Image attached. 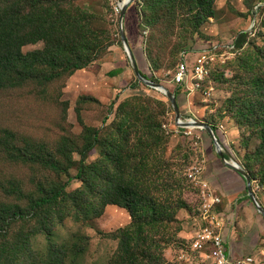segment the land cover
<instances>
[{"label":"rangeland","instance_id":"1","mask_svg":"<svg viewBox=\"0 0 264 264\" xmlns=\"http://www.w3.org/2000/svg\"><path fill=\"white\" fill-rule=\"evenodd\" d=\"M58 1L62 4L65 2L62 8L69 11L74 19L83 20L82 26L86 29L93 58L85 70L98 73L107 62H111L112 66L126 63L132 75L128 87L120 89L121 92L116 93L108 103L96 97L100 102L81 100L83 97H94L93 93L87 92L88 87H91L88 84L93 81L92 76L91 79L88 77L90 74H79V71L71 77L50 83L31 79L14 88H0V212L7 205L27 209L30 197L43 195L42 188L55 187L68 180L65 174L41 164L16 159V154L26 150L46 158L54 157L63 161L72 175L76 176L83 152H86L90 143L95 142L93 131L101 130L100 139L103 142L97 145L88 163L101 167L99 163L106 161L103 155L104 141L110 142V147L114 144L121 151L124 161L125 185H129L131 172L139 169L137 165L145 162L147 181L143 186L160 190L163 201L168 203L171 199H168L169 195L165 191L168 187L162 185L163 180L173 183L179 178L177 174L180 170L184 172L187 181L183 184V196L188 208L177 214L183 222L181 230L177 231V226L168 230L170 237L165 241V264H208L203 261L201 254L190 249L187 241L190 237H184L183 232L192 234L204 202L201 186L192 181L189 174L200 168L203 179L206 174L210 178L218 171V154L211 137L203 130L180 127L168 97L144 85L136 77L122 39L121 15L114 12V5L124 0ZM263 1L215 0L214 17L201 27H196L192 22L195 12L191 14L190 5L181 4L176 9H169L165 5L158 8L152 4L154 8H149L146 1L136 0L134 5L139 11L140 25H143L140 34L150 64L148 70L145 68L146 62L140 59L145 74L152 81L153 78L158 79V84L176 94L180 85L174 78L184 56L190 55L192 70L196 57L202 51L233 45L240 34L249 30L252 8ZM44 48L45 43L41 41L23 47L22 51L27 54ZM263 51L264 22L260 32L246 42L241 54L228 55L226 60H229L225 64L214 65L211 75L202 83V89L195 88L192 92L188 86H183L181 90L193 95L192 110L190 114L183 113V120H196L215 126L230 156L241 165L251 157L254 167L258 163L248 153L253 152L259 142L250 125L241 120L240 114L250 104L264 103V57L260 55ZM246 55H252L254 68L241 69L238 60ZM197 82L193 76L189 86ZM125 84L126 81L122 82V85ZM207 91L210 96L206 95ZM117 98L119 102L115 110L111 111V104ZM121 128L125 140L120 139ZM219 162H222L225 174L233 172L229 176L231 187L239 188L247 199L246 182L237 171L232 168L229 171L223 160ZM208 183L211 192L220 196L218 207L224 215L223 197L211 182ZM252 183L258 200L264 205V184L261 185L258 178ZM82 186L83 183L76 180L69 191ZM237 194L233 193L229 200L235 202ZM100 203L101 199L96 206L100 207ZM251 205L254 206L253 203ZM68 208L49 224L41 220V213L32 210L25 211L23 218L10 219L11 225L7 229L0 228V240L8 241V245L12 246L7 252L9 257L15 258L19 264H43L52 244H68L69 249L62 264H113L119 253V240L110 233L130 223L129 212L111 204L102 215L88 219L86 215L78 217L72 207ZM253 208L257 210L255 206ZM85 210H91V215L96 212L93 207ZM262 219L258 229L264 240ZM225 221L224 234L227 218ZM238 221L235 219L233 225H237ZM47 225L52 228L48 229ZM20 241L21 246L29 242V248H19L16 244Z\"/></svg>","mask_w":264,"mask_h":264},{"label":"trees","instance_id":"2","mask_svg":"<svg viewBox=\"0 0 264 264\" xmlns=\"http://www.w3.org/2000/svg\"><path fill=\"white\" fill-rule=\"evenodd\" d=\"M144 1L149 8H154L152 4L158 8L165 5L169 9H176L181 4L190 5L191 14L195 12L192 22L196 27H201L215 15V0ZM64 3L58 0H0V88H14L31 79L50 83L63 77H71L90 66L93 62L90 49L92 47L87 40L86 29L82 26L83 20L74 19L69 11L62 8L65 6ZM254 7L250 16H253ZM142 29L141 24L140 32ZM251 37L253 36L247 32L240 34L235 42L236 55L242 53L246 42ZM41 41L45 43L44 50L23 53V47ZM260 55L263 58L264 51ZM238 61L241 69H252L255 66L252 55H246ZM42 68L47 70L44 71ZM142 74L148 78L146 74ZM153 81L159 82L156 78H153ZM182 88L184 87L180 85L176 92L178 100ZM81 100L100 102L95 97H83ZM118 102V98L112 102L111 111L115 110ZM245 109L246 111L240 114V118L250 125L259 142L255 150L248 154L257 161L258 166H253L251 157H248L246 162H242V165L250 173L252 180L258 178L263 185L264 103L250 104ZM211 127L221 141L217 128L213 125ZM121 132L122 128L119 130V136L120 139L125 140ZM93 133L95 142L90 143L86 147V152H83V159L76 176L72 175L63 161L54 157L46 158L39 153L26 150L14 156L16 159L38 163L55 172L65 174L68 180L55 187L42 188L43 195L36 198L30 197L27 209L18 205L4 206L0 212V228L7 229L11 225L10 219L23 218L25 211L30 210L41 213V220L49 224L54 217L61 215L65 209H69L68 207H72L78 213V217L86 215L90 219L102 215L108 205H117L129 212L131 221L128 225L110 233L113 238L119 240V253L113 264H165V241L170 237L168 230L172 226H177V231L181 230L183 222L177 214L180 210L188 208L183 196V184L187 181L184 172L180 170L177 174L179 178L173 183H166L163 180L162 185L168 187L165 191L169 195L168 199H171L166 203L162 199L160 190H150L143 186L147 181L145 162L138 164L139 169L131 172L129 185L123 183L124 161L121 151H118L114 144L110 147L111 143L104 141L103 155L106 161L99 163L101 167H98V164L88 163L97 145L103 142L100 139L101 130H94ZM148 144L154 146L153 143ZM260 164H262L261 168ZM141 165H143L142 168H140ZM76 180L82 182L83 186L69 191ZM155 188L158 189V186ZM99 199L101 203L100 207H97L96 203ZM247 199L250 200L248 192ZM87 207H93L95 214L91 215V210L87 212L85 210ZM47 228L52 227L47 225ZM48 235L51 236V233L48 232ZM20 243L21 241L16 244L19 248H29V242H25L22 246ZM8 244V241L0 240V264H19L15 258L9 257L7 252L12 246ZM68 249V244L63 246L52 244L50 254L44 259L43 264L64 263V255ZM26 264L32 263L26 262Z\"/></svg>","mask_w":264,"mask_h":264},{"label":"crops","instance_id":"3","mask_svg":"<svg viewBox=\"0 0 264 264\" xmlns=\"http://www.w3.org/2000/svg\"><path fill=\"white\" fill-rule=\"evenodd\" d=\"M126 17V31L128 39L141 71L145 74L140 59L141 61L146 62L145 68L148 70L150 68V64L145 54L144 42L142 40V35L140 34V17L136 5H132L129 8ZM111 64V62L105 63L98 73H89L86 70L78 72L79 74L83 73L84 75L90 74L88 76L89 79H91L90 76H92L91 81H93V85L90 83L88 84L91 87H88L87 92L93 93L94 97L100 99L104 103L112 101L116 93L121 92L123 88H127L129 85V79L132 75V71L128 68L126 63H121L116 66H112ZM113 75L115 77L111 78ZM125 81L126 84L122 85V82ZM192 98L193 95H189L188 92H180L179 103L183 113L190 114V111L192 110ZM217 157L219 166H217L216 169L218 171L211 175L210 178H207V175L209 174H206L203 179H208L209 181H206L211 182L213 187L218 191V193L220 192L223 197L224 215L227 218V228L224 235L228 251L234 260L247 255H252L255 257L257 264H264V240L260 237V234L262 233H260L258 229L261 225L260 221L263 217L257 210H254V206L252 207L251 205L252 202L245 198L239 188L231 187L229 183V176L233 175V172H227L225 174L224 168L221 167L222 162H219L222 161V159L219 156ZM227 169L232 171V169L228 166ZM238 175L243 181H245L239 173ZM233 193H238L237 200L235 202L229 200ZM235 219H239L237 225H233ZM263 219L262 221H264ZM183 235L184 237L189 238L191 234L184 231Z\"/></svg>","mask_w":264,"mask_h":264},{"label":"built area","instance_id":"4","mask_svg":"<svg viewBox=\"0 0 264 264\" xmlns=\"http://www.w3.org/2000/svg\"><path fill=\"white\" fill-rule=\"evenodd\" d=\"M125 1V0H124ZM124 1H118L114 5V12L118 16L122 15ZM264 22V1L255 5L251 26L247 33L256 36ZM236 45L217 46L208 51H202L195 59L193 69L190 67V55L184 56L178 66L174 81L181 86H188V90L195 88L202 89V83L211 75L215 64L227 62L228 55H236ZM198 82L189 86L191 77ZM210 96V92H206ZM201 169L196 168L189 174L192 181L201 186L204 202L197 218L196 226L188 239L189 247L193 252L201 254L203 261L208 264H257L254 256L247 255L234 260L226 245L224 228L226 225L225 216L220 212L219 205L221 198L211 192L210 184L201 178Z\"/></svg>","mask_w":264,"mask_h":264},{"label":"water","instance_id":"5","mask_svg":"<svg viewBox=\"0 0 264 264\" xmlns=\"http://www.w3.org/2000/svg\"><path fill=\"white\" fill-rule=\"evenodd\" d=\"M135 2L136 0H129V2L126 5H124V9L121 15V28H122L123 43L130 57L136 77L144 85H147L148 87L152 89L162 91L168 97L176 113V122L180 127L187 128V129L203 130L211 137L218 156L225 162L227 166L237 171L245 179L249 198L251 202L254 204V206L256 207L257 211L264 217V206L260 203V201L258 200L256 196L255 191L253 190L252 178L249 172L235 158L230 156V154L228 153V151H226L221 141L218 139L216 133L213 131L212 127L206 123L198 122L196 120L184 121L183 112L181 110L179 100L177 99L176 94H174L170 89H168L164 85L158 84L150 80L149 78L144 77V75L142 74L141 68L137 61L135 53L131 47V44L128 39L127 31L125 28V21H126L128 10Z\"/></svg>","mask_w":264,"mask_h":264},{"label":"bare ground","instance_id":"6","mask_svg":"<svg viewBox=\"0 0 264 264\" xmlns=\"http://www.w3.org/2000/svg\"><path fill=\"white\" fill-rule=\"evenodd\" d=\"M129 2V0H125L123 5H126ZM162 92V91H161ZM163 93V92H162Z\"/></svg>","mask_w":264,"mask_h":264}]
</instances>
